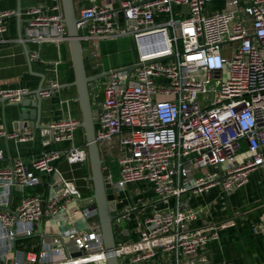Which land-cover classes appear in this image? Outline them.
I'll return each mask as SVG.
<instances>
[{"label":"built area","instance_id":"2783aa9c","mask_svg":"<svg viewBox=\"0 0 264 264\" xmlns=\"http://www.w3.org/2000/svg\"><path fill=\"white\" fill-rule=\"evenodd\" d=\"M77 6L81 45L91 43L95 53L100 40L130 36L136 53V68L110 71L103 100L95 104L99 151L117 140L116 180L103 168L116 210L127 185L146 184L153 194L147 204L136 201L117 210L112 224L118 226V262L203 264V252L220 233L216 226L194 229L208 209L194 210L189 196L218 187L227 197L251 172L264 174V0H78ZM20 15L19 44L68 42L61 0L30 6ZM12 16L0 13V44L7 43L6 19ZM29 59L39 61L38 50L29 51ZM59 64L45 65L48 89L39 93L42 100L59 89ZM28 92L1 91L0 98L18 105ZM80 125L69 113L43 125L51 141L71 145L44 150L29 163L17 157L0 169V264H106L97 224L37 232L40 217L68 224L66 205L82 198L56 167L61 159L70 165L88 161L86 146L73 143ZM1 134L17 143L34 139L28 128ZM238 152L246 156L241 162ZM140 210L149 214L137 216L129 228ZM78 213L85 219L97 215L95 206L82 212L75 207ZM124 230L137 240L116 243L126 237ZM263 231L264 215L251 226L253 234Z\"/></svg>","mask_w":264,"mask_h":264},{"label":"crops","instance_id":"0c3cea01","mask_svg":"<svg viewBox=\"0 0 264 264\" xmlns=\"http://www.w3.org/2000/svg\"><path fill=\"white\" fill-rule=\"evenodd\" d=\"M19 2L21 12H23L30 6L45 5L49 0H19ZM17 4V0H0V13H16ZM6 24L7 32L4 38L7 43L0 44V92L21 88H26L29 91L35 90L40 81L35 74H45V65L58 60L60 61L58 66L60 86L69 84L74 80L68 42L59 45H27L28 52L32 50H38L39 52V61L31 62L33 72L31 74L28 70L23 47L16 41L18 39L16 16L6 19ZM21 33H23V22H21ZM76 97V88L73 86L52 91L48 100H42L41 124L46 125L49 122L61 120L66 116V113H69L71 117L81 123V112ZM60 100H66L67 104L60 105ZM29 109H32V107L29 106ZM19 115V107L7 101L0 103V150L4 153V158L0 160V169L8 168L17 157H21L26 163H29L44 150H63L71 145L67 142H53L49 137V132L45 134L44 131L35 130L31 127H27L32 130L34 135V139L30 142L17 143L14 140L6 139L1 133L10 134L24 129L23 127L20 129L19 124H17L21 122ZM75 132H80V135L84 134L81 125ZM80 139L82 138L80 137ZM82 142L83 145L79 147L85 146V137ZM73 143L75 144V137ZM116 144L117 140L114 139L112 142L105 144L100 150L103 168L109 169L111 161L117 164ZM56 167L63 178L74 182L81 193V200L85 195L91 196L93 194L92 183L89 181L91 172L88 161L83 164L70 165L64 159H61ZM152 197L151 190H148L137 196L135 200L141 201L147 198L142 203L147 204L151 202ZM121 198H123L122 203L118 205L117 210L124 212L128 208V204L132 202L129 199H124L123 196ZM188 201L194 210L205 207L208 209V212L201 215L199 220L193 224L194 229L205 232L210 229V226H216L220 233V240L210 243L203 252L206 259L203 264H259L264 262V231L257 234L251 232V226L258 224L264 215V174L262 172H251L248 175L247 183L227 197L222 194L218 187H214L200 196H189ZM78 202L71 200L66 205V213L70 217L68 224L61 223L59 218H45L42 231L45 232V222L49 219L54 224V226L51 225L53 230H49L51 234L67 227H75L82 231L87 230L91 224L99 225L97 215L85 219L86 222H84L85 220L83 221L79 216L82 215L81 213L73 214L75 207L80 209ZM137 213L131 217L129 228L134 226L135 218L145 217L149 214V211L140 210ZM243 235H247L252 242L251 251L243 252L239 249V245L240 247L244 245L241 239Z\"/></svg>","mask_w":264,"mask_h":264},{"label":"water","instance_id":"95a60500","mask_svg":"<svg viewBox=\"0 0 264 264\" xmlns=\"http://www.w3.org/2000/svg\"><path fill=\"white\" fill-rule=\"evenodd\" d=\"M16 9V24H17V36L21 38V8L20 2L17 0ZM64 23L67 28L68 48L70 53V59L72 63V69L74 74V80L69 84L59 86V89L66 87H75L77 92L76 101L78 102L81 112V128L84 131L85 146L87 149L88 162L90 165L91 176L89 181L92 183L93 194L92 198L95 202V209L97 213L100 234L102 238L103 248L106 255V264H119L118 258L115 252V237L117 235L118 226L112 224V221L117 216L116 206L114 204V195L112 192L110 179L103 175V161L100 156L99 148L95 142V125L94 120L97 115V106L91 103L89 95V84L98 81L102 78L109 76L110 72L99 73L95 75H87L85 71L84 58L82 53V45L80 43L79 32L76 24L79 21L75 17V10L73 0H61ZM133 23V22H132ZM28 70L31 74L32 67L29 59V52L25 44H22ZM89 57L90 60L94 59L95 53L92 49L91 43H89ZM136 65L128 66L124 69L127 71H133ZM39 79V84L35 90L29 91L22 102L15 105L20 108L21 122L19 128L31 127L35 130L44 131L48 134V130L41 124V105L42 99L39 96L44 90L48 89L46 84V76L44 74H35ZM8 99L0 98V103L6 102ZM29 106L32 109H29ZM29 121V123H27ZM124 227V224H121ZM124 236L128 235V232L124 230ZM71 245V244H69Z\"/></svg>","mask_w":264,"mask_h":264},{"label":"rangeland","instance_id":"374dc122","mask_svg":"<svg viewBox=\"0 0 264 264\" xmlns=\"http://www.w3.org/2000/svg\"><path fill=\"white\" fill-rule=\"evenodd\" d=\"M77 1L73 0L74 3V10L77 14ZM99 44L98 47H95V56L93 60H90L89 57V45L82 43V53L84 58V64H85V71L87 75H94L95 73H104V72H110L113 70H118L121 68H124L126 66H130L136 61V53H135V47L133 40L130 36L127 37H121L116 38L112 40H100L97 42ZM108 76L106 78H102L98 81H94L89 84V95L90 100L92 104H100L103 100V90L105 88V85L107 83ZM75 144L80 146L83 145L84 140V134L80 135V132H75ZM80 137L82 139H80ZM238 162H241L246 156L239 157V152L236 154ZM109 169L113 178V181L117 178V171L118 167L116 162L111 161L109 163ZM199 176V174H197ZM150 190L149 186L146 184H130L127 185L124 191V197L129 199L132 203H136V197L139 195H142L145 193V191ZM92 196V195H91ZM91 196H84V198L78 202L80 205L81 212L83 210H86L93 206L95 204L94 199ZM122 196V195H121ZM147 200V198L142 199L138 202V204H142ZM135 201V202H134ZM82 220L84 221L85 218L82 217V215H79ZM86 222V220L84 221ZM54 226L51 219L47 220L45 222V232L44 234H51L52 226ZM44 226V218L40 217L38 221V227L37 232L40 235L42 233V229ZM51 230V231H49ZM134 231V230H133ZM243 244L241 247L239 245V249H241L243 252L251 251L252 245L251 241L248 239L247 235H243L241 237ZM137 240V236L135 234H132V231L130 235L126 237H121L116 239V243L119 241L122 242H130ZM119 264H124L123 262L119 261ZM159 264V262H158Z\"/></svg>","mask_w":264,"mask_h":264},{"label":"flooded vegetation","instance_id":"af4514ba","mask_svg":"<svg viewBox=\"0 0 264 264\" xmlns=\"http://www.w3.org/2000/svg\"><path fill=\"white\" fill-rule=\"evenodd\" d=\"M87 74V73H86Z\"/></svg>","mask_w":264,"mask_h":264}]
</instances>
